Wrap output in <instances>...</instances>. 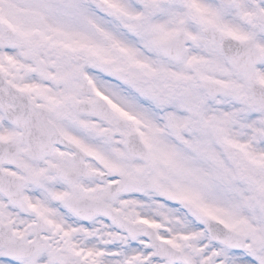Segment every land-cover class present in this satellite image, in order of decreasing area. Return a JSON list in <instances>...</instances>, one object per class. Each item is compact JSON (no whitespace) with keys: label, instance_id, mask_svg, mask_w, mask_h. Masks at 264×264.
I'll use <instances>...</instances> for the list:
<instances>
[{"label":"snow or ice","instance_id":"1","mask_svg":"<svg viewBox=\"0 0 264 264\" xmlns=\"http://www.w3.org/2000/svg\"><path fill=\"white\" fill-rule=\"evenodd\" d=\"M0 264H264V0H0Z\"/></svg>","mask_w":264,"mask_h":264}]
</instances>
